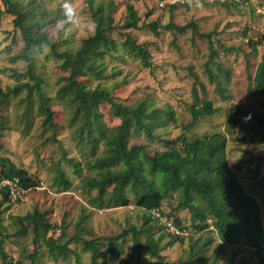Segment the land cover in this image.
<instances>
[{"label": "trees", "instance_id": "16d2710c", "mask_svg": "<svg viewBox=\"0 0 264 264\" xmlns=\"http://www.w3.org/2000/svg\"><path fill=\"white\" fill-rule=\"evenodd\" d=\"M5 9L0 6V22L4 13L15 16L14 26L21 31L24 47L21 52L12 57L13 62L25 61L29 68L26 72L10 70V76L15 81H22L29 76L27 81L19 82L14 86L3 88L0 85V124L6 129L9 118L2 114V106L17 97L18 103L23 108L20 113L21 122L28 126L40 117L41 126L44 130H50L49 141L57 142L61 127L55 122L56 109L54 101H58L68 112V128L76 142V149L84 160L68 156L66 150L63 157L57 162L54 186L59 191H66L73 185L62 162L71 167L73 173L80 177V186L87 194V200L93 209L116 208L134 204L145 210L144 227L139 229L132 226L116 237L110 238H86L90 235L86 222L87 214L75 224V233H67L66 224L64 230L56 235L58 229L51 223L48 213L38 209L25 216H15L17 231L13 234H4L0 231V258L5 264H13L9 255L4 250L5 240L14 236L25 235L31 227L33 233L34 251L28 255L32 264H38L40 257L39 249L44 246L49 256L55 262L60 259L68 261L72 255L81 264V254L78 248L82 245L87 252H91L92 264H99V258L103 264H109V257L103 250L106 249L113 257L119 258L116 249L123 252L119 243L130 232L133 233L134 250L138 256H150L157 260L152 264H164L165 257L162 255L165 247L162 244L164 234L155 237L152 233L159 228L164 230L174 239L169 243L184 244L187 239H192L188 225L176 213H166L162 208L165 200L176 202L175 209H188L191 213V225L196 230H207L213 227L220 240L213 262L218 260L227 247L240 246L239 251L248 248L254 249L259 257V263L264 264V221L259 197L264 200V174L259 165L252 169L251 179L253 184L248 190L242 184L235 169L240 171L245 165L256 162V157L247 152L234 169L228 161L229 135H233L239 124V105H236L235 115L231 116L226 124L225 131H215L210 134L199 132V121L207 117L217 115L221 108L214 104L213 100L202 97L207 88L199 75L190 69L194 79L192 88V103L188 110L191 119L183 124L180 133L172 138H166L158 132L171 125L180 127L176 110L168 105L160 107L150 98L128 105L118 102L113 96L112 90L104 83L112 79L118 72H109L107 59L120 60L123 54L132 58L141 59L145 66H150L152 53L146 42L138 43L137 38L131 32H120L125 35L124 40L113 36L117 31L114 13L118 7L114 1L85 0L91 18L95 23V32L91 36L81 40L78 46L67 45L60 49V43L50 40L44 31L49 25L60 21L59 13L45 14L38 11L39 0H29L23 4L20 0H3ZM204 2L203 0L196 3ZM222 5L252 6L250 0H224ZM211 4V3H210ZM209 5V4H208ZM187 4H177L163 8L170 14L167 24L161 25L158 21L148 24H140L142 21L136 7L129 3L126 5V17L123 29L137 31L142 27H148L158 37L162 34L160 28L165 31L185 33L191 28L195 35L208 41V56L204 64V72L209 82L214 85L215 92L223 100L231 98L229 86L232 72L220 61L221 53L226 55L230 52L242 51L240 48L227 46L220 39L213 37L212 33H203L200 26L192 21L190 24L179 26L174 22L176 11ZM38 11V12H37ZM153 12H149L148 16ZM248 29H244L243 35L247 36ZM216 41V44L214 43ZM146 43V44H144ZM46 44L50 47V56L59 62L60 68L68 72L63 77V83L56 89L55 96L45 92L43 80L40 74H36L33 66L36 64L34 53L42 49ZM261 40L249 38V46L253 53L258 51ZM95 82V84H93ZM115 89V87H112ZM249 91L252 95L264 94V60L259 62L254 77L250 81ZM26 94V95H23ZM110 104V113L120 120V124L109 127L104 121L101 105ZM248 114V113H247ZM247 122L249 131L237 136L235 140L260 145L264 144V117L258 114H248ZM146 137L150 141L163 142L165 150L149 152L145 144L130 145L131 140ZM100 146L102 153H98ZM2 146L0 145V150ZM264 161V158H260ZM84 161V162H82ZM84 167L91 174L84 175ZM0 176L18 177L25 188L35 189L40 186L36 176L30 175L27 170L18 167L10 158L0 153ZM1 203L11 202L6 195L0 197ZM19 200L18 202H20ZM162 208L166 217H172L177 225L186 227L190 232L188 236H175L167 230L166 224L157 219L152 211ZM156 222V223H154ZM2 227L0 220V228ZM52 233V235H50ZM142 234H148L145 239ZM191 237V238H190ZM105 241H108L105 244ZM213 239L203 240L199 250H195V244H191V264L196 262L195 257L203 251ZM14 264H23L17 260Z\"/></svg>", "mask_w": 264, "mask_h": 264}, {"label": "rangeland", "instance_id": "374dc122", "mask_svg": "<svg viewBox=\"0 0 264 264\" xmlns=\"http://www.w3.org/2000/svg\"><path fill=\"white\" fill-rule=\"evenodd\" d=\"M19 1V0H18ZM23 4H28L29 0H20ZM109 2L111 0H104ZM117 4V11L114 13L117 31L113 36L124 40L125 35L120 32H131L137 38L138 43H149L148 48L152 53L150 66H145L141 59L132 58L128 54H123L120 60L107 59L109 72L116 71L118 75L112 79L105 80L104 83L112 90L113 96L118 102L131 105L143 98H150L160 107L171 105L178 115L180 127L171 125L158 133L166 138L177 136L183 124L190 121L191 115L188 110L192 103V88L194 79L191 76L190 69L197 73L203 83L206 85L207 92L202 97L213 100L214 104L221 108L217 115L207 117L199 121V132L201 134H210L215 131H225L226 124L231 116H234L236 105H239V124L233 135H229L228 161L235 169L247 152L253 153L259 157L256 162L245 165L240 171L235 169L244 187L251 189L253 179H251L252 169L259 165L264 174V144L253 145L235 140L237 136L249 131L247 122L250 120L248 114H258L264 117V94L254 96L249 91L250 81L254 77L256 68L264 60V13L259 9L264 5V0H250L251 7L247 4L240 5L239 8L233 5H222L224 0H209L194 5L190 4L188 8L182 6L174 16V22L179 26L190 24L192 21L200 26L203 33H212L213 37L220 39L227 46L240 48L242 51L230 52L227 55L221 53L220 61L231 70L232 77L229 86L230 99L223 100L214 90V85L209 82L204 72V64L209 53L208 41L198 35H195L191 28L185 33H176L174 31L162 32L158 37L148 27H142L137 31L123 29V23L126 17V5L133 4L142 18L140 24H148L152 21H158L162 26L170 20V14L166 10L156 6L155 0H112ZM75 7V14L69 17H61L60 21L45 28L50 40L60 43V49L65 46H78L81 40L91 36L95 32V23L91 18L85 0H39L40 7L38 11H45V14L59 13L65 16V3ZM211 3V4H210ZM209 4V5H208ZM1 8L5 9L3 0H0ZM37 11V12H38ZM153 12L148 16L149 12ZM49 17L53 14H49ZM15 16L10 13H4L0 22V85L3 88L14 86L22 81L30 80L29 76L22 81H15L10 76V70L15 69L20 72H26L29 68L27 62L21 60L12 61V57L21 52L24 47V40L21 31L14 26ZM248 29V35L244 36V29ZM249 38L261 40L258 51L253 53L249 46ZM144 43V44H146ZM216 44V41L214 42ZM50 47L46 44L42 49L34 53L36 64L33 66L36 74H40L43 80L45 92L55 96L56 89L63 83V77L68 75L67 71L60 68L59 62L50 56ZM31 81V80H30ZM95 84V82H93ZM112 87H115L112 88ZM26 95V94H23ZM17 97H13L4 104L2 114L7 116L8 121L6 129L0 131V153L10 158L18 167L27 170V172L36 176L40 181V186L31 189L23 200L10 204L1 203L0 198V220L2 227L0 231L4 234H13L17 231L15 216H25L38 209L48 213V220L64 230L63 223L66 224L67 233L73 235L75 224L81 219L82 214L89 216L86 226L92 232L85 235L86 238H112L123 233L124 230L132 226L141 229L144 227L145 210L136 207L134 204L124 207L111 209L97 208L93 209L88 200L87 194L81 189L80 177L73 173L71 167L62 162L73 185L66 191H59L54 186V175L56 174L57 162L63 157L64 151L68 156L84 160L78 149L69 125L68 112L58 101H54L56 109L55 122L62 126L57 137L58 141H49L50 130H44L41 126V118H36L30 126L26 122H21L20 113L23 108L18 103ZM110 104L103 103L101 110L104 121L109 127H115L120 124V120L110 113ZM248 113V114H247ZM2 124H0V128ZM145 144L149 152L156 150H165L163 142L150 141L146 137L131 140L130 145ZM103 147L100 146L98 153H102ZM84 162V161H82ZM82 174H91L86 167ZM263 221H264V200L259 197ZM176 202L165 200L162 208L168 214L176 213L191 230L192 239H187L184 244L176 242L173 245L169 243L174 239L164 230L156 229L152 234L159 237L162 233L164 238L162 244L165 249L162 255L165 257L164 264H191L190 251L191 244H195L199 250L203 240L213 239L203 251H200L195 257L196 262L202 264H260L259 257L254 249L245 248L241 251L240 246L227 247L221 257L213 262L214 254L218 249L220 240L213 227L207 230H196L191 225V213L188 209H175ZM156 223V222H154ZM148 234H142L145 239ZM190 237V238H191ZM119 243L123 252L116 249L119 258L113 257L104 247V251L109 257V264H152L157 259L144 256H138L134 250L133 233L130 232ZM108 241H105L107 244ZM191 243V244H190ZM72 248H78L81 254V264H92L91 252H87L82 245ZM35 249L33 244V233L30 227L25 235L7 238L4 244V250L9 255V261L14 264L17 260L23 261V264H32L28 258ZM40 257L38 264H77L74 256H70L68 261L60 259L58 262L52 260L47 249L41 246L39 249ZM264 256V250L262 251ZM0 264H5L0 258ZM99 264H103L99 258Z\"/></svg>", "mask_w": 264, "mask_h": 264}, {"label": "built area", "instance_id": "2783aa9c", "mask_svg": "<svg viewBox=\"0 0 264 264\" xmlns=\"http://www.w3.org/2000/svg\"><path fill=\"white\" fill-rule=\"evenodd\" d=\"M196 1L200 0H155L154 2L158 8L163 9L165 7H170L177 4H192ZM203 1L210 2L209 0ZM259 11L264 13V5L259 9ZM30 190V188H25L22 185L21 180L18 177L0 176V197L6 195L8 197V200H10L11 202H18L19 200H23ZM152 213L157 219L162 220V223L166 224L167 230L173 235H189L190 231L186 227H180L172 217L164 216L162 213V208L153 209ZM60 233L61 230L58 229L56 235H59ZM50 235H52V233H50Z\"/></svg>", "mask_w": 264, "mask_h": 264}, {"label": "clouds", "instance_id": "9594fccd", "mask_svg": "<svg viewBox=\"0 0 264 264\" xmlns=\"http://www.w3.org/2000/svg\"><path fill=\"white\" fill-rule=\"evenodd\" d=\"M64 8H65V15L66 16L75 14V7L73 5L66 2L64 5Z\"/></svg>", "mask_w": 264, "mask_h": 264}]
</instances>
